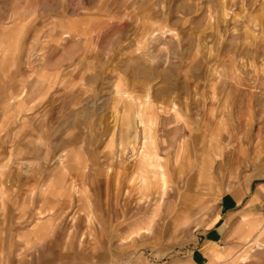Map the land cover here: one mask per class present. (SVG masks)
Listing matches in <instances>:
<instances>
[{
    "label": "rangeland",
    "instance_id": "rangeland-1",
    "mask_svg": "<svg viewBox=\"0 0 264 264\" xmlns=\"http://www.w3.org/2000/svg\"><path fill=\"white\" fill-rule=\"evenodd\" d=\"M227 215L264 264V0H0V264H183Z\"/></svg>",
    "mask_w": 264,
    "mask_h": 264
},
{
    "label": "crops",
    "instance_id": "crops-1",
    "mask_svg": "<svg viewBox=\"0 0 264 264\" xmlns=\"http://www.w3.org/2000/svg\"><path fill=\"white\" fill-rule=\"evenodd\" d=\"M145 106L147 107V104ZM145 106L141 102L138 104L137 111L131 115L133 119L130 128L134 126L136 119L139 121L140 125L144 124ZM145 129L146 128H143V131ZM145 150L146 148L142 150V153H144L143 156L147 152ZM146 161H148V159H146ZM146 161L143 162L147 163ZM259 192H257L254 197L259 196ZM234 213L235 211L233 214ZM243 217L237 218L230 223L231 217L227 215L221 223H215L214 226H211L210 229L206 231L205 236L203 237L204 240L199 245L196 253L183 259V264H226L231 261L233 254L231 255L230 250H232L234 243L228 240H237V245L238 241L239 243L242 241L241 239L245 234L253 231L252 229L255 225L253 221H249L248 219L244 220ZM229 235L231 236L229 237ZM174 264L178 263L174 262Z\"/></svg>",
    "mask_w": 264,
    "mask_h": 264
},
{
    "label": "bare ground",
    "instance_id": "bare-ground-1",
    "mask_svg": "<svg viewBox=\"0 0 264 264\" xmlns=\"http://www.w3.org/2000/svg\"><path fill=\"white\" fill-rule=\"evenodd\" d=\"M144 132V131H143Z\"/></svg>",
    "mask_w": 264,
    "mask_h": 264
}]
</instances>
